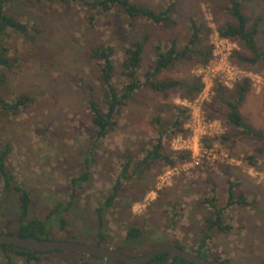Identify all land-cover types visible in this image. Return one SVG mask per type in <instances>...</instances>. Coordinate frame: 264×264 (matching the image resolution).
Listing matches in <instances>:
<instances>
[{"label": "rangeland", "instance_id": "obj_1", "mask_svg": "<svg viewBox=\"0 0 264 264\" xmlns=\"http://www.w3.org/2000/svg\"><path fill=\"white\" fill-rule=\"evenodd\" d=\"M133 1L158 10L174 0ZM34 2L14 0L11 9L40 33L33 42L20 36L10 37L6 48L15 62L10 68H0L4 79L0 82L1 98L9 102L19 95L34 98L20 115H0V142L10 145L7 164L15 174L16 183L33 196L32 216L46 220L52 207L73 200L67 217L68 234L53 238L75 237L78 242L97 244V209L104 204L119 177L125 154L140 160L158 139L154 118L162 115L169 127L163 137L164 153L174 160L187 158L174 166L166 162L154 164L140 178L126 183L123 195L105 213L103 246L137 256L162 242H177L185 250L197 252L206 230L205 219L211 213L204 200L214 197L224 206L230 182L236 196L242 195L248 205H235L225 211L226 223L233 230L228 234L213 232L205 251L229 264H264V153L259 151L262 144L237 135L238 130L226 124L227 108L216 97L218 85L233 92L237 84L248 80L250 90L240 113L251 126L264 131V62L250 65L237 62L236 57L232 61L236 52L247 50L243 43L227 39L233 51L228 63L241 71L235 83L232 79L227 81L226 68L215 56L220 51L215 46L218 29L233 22L227 0H179L174 26L131 21L118 9L98 14L91 24V12L77 2ZM243 3L249 18H262L257 42L264 51V0ZM192 21L206 26L198 47L204 51L212 48L209 63L203 65L198 58L179 62L159 78L189 82L200 78L209 84L210 94L202 98L197 94L189 99L184 88L169 91L167 95L145 88L138 91L123 108L116 130L104 139L90 182L72 197L70 180L81 174L83 157L94 132L89 101L102 103L97 80L100 62L86 56L87 50L98 43L115 48V82L121 88L124 81L120 76L121 62L131 41L144 34L151 37L140 71L143 79L156 60L153 47L160 45L167 49L174 39L184 47L191 39ZM209 68L219 75L210 79ZM170 106L188 110L182 132L171 125L176 111ZM166 107L171 110L165 112ZM225 137L227 140H223ZM4 190L0 178V233L16 230L12 220L18 214L14 192L6 198ZM132 227L144 232L136 239L134 250L123 244L127 229ZM67 257L47 255L40 264H74L69 260L81 264H126L76 254ZM5 261L0 253V264ZM14 264L23 262L15 258Z\"/></svg>", "mask_w": 264, "mask_h": 264}, {"label": "trees", "instance_id": "obj_2", "mask_svg": "<svg viewBox=\"0 0 264 264\" xmlns=\"http://www.w3.org/2000/svg\"><path fill=\"white\" fill-rule=\"evenodd\" d=\"M34 3L49 2L53 0H32ZM70 4L77 2L83 7L87 8L91 15L89 16L90 23L93 24L96 16L107 14L112 10L118 9L122 14L131 21L143 20L154 25H176L175 12L179 0L171 1L166 7L154 9L145 4H139L133 0H59ZM244 0H227L229 7L227 11L233 22H228L218 29V34L222 38L236 40L243 43L247 50L246 53L236 52L233 59L236 57L237 62L247 63L250 65L264 62V51L257 42V37L260 34V23L262 18L251 19L245 12ZM14 0H0V68H10L15 62V59L8 54L6 48L7 40L13 36H20L29 42L36 40L35 38L40 33L38 29L24 23L20 18L13 14L11 5ZM206 29L205 24L193 22L191 23L192 35L189 43L184 47L178 45L176 39L172 40L167 49L160 45L153 47V53L156 57L155 62L150 67V70L142 79L140 71L144 68V59L147 46L151 44V37L149 34H144L140 39H134L124 49L123 61L121 62V78H123V85L121 88L115 82L117 76V69L113 57L115 48L108 43H98L91 46L86 56L92 60L100 62L97 80L99 82V93L102 97V103L95 99L89 101V110L92 114L93 135L88 151L83 157V168L79 176H74L70 180L71 196L74 197L76 192L88 184L92 177V170L98 163V157L102 149L103 141L112 132L116 130L119 125V117L121 116L123 108L136 96L137 92L142 89H148L157 94L167 95L169 91L179 88L186 90V98H193L203 90V84L200 78L194 81H183L177 79L162 80L159 76L166 70L173 68L179 62H189L198 60L203 65H207L212 57V48L203 50L198 46L202 43V34ZM0 82L4 79L0 75ZM250 90V82L245 80L235 87V91H226L220 85L217 87V101L224 104L227 111L224 115L226 124L238 130L237 135H243L254 141L260 142L262 147L259 149L264 153V131H260L251 126L240 113V106L244 102L247 93ZM230 92V93H229ZM229 94V97L227 95ZM34 98L29 95H19L12 101H7L0 97V115L2 116H18L26 110L32 103ZM177 112H174L173 127L183 131L182 127L187 119V109L179 106H170ZM165 112L171 109L166 107ZM167 123L162 118V115H156L154 118V126L158 131V139L153 143L151 149L145 150V155L142 159H135L130 154H125L122 170L117 178L112 190L108 194L104 204L97 209V237L99 245L103 246L106 236L105 229V213L111 210L116 202L125 192L126 183L132 182L135 178H140L146 169L152 165L166 162L170 166L177 164V161L184 162L186 156H181L180 160H174L172 156L164 153L163 137L166 133ZM170 125V124H168ZM223 140H227L225 137ZM11 152L10 145L0 142V178L5 184L3 197L8 198V195L13 191L16 196L18 206L17 217L12 220L16 225V230L6 229L3 233L15 234L19 237L28 240H42V239H57L63 238L68 234V214L71 211L73 200L68 203H59L52 207L46 220L33 217L32 203L33 196L29 190L24 186L16 183L14 172L8 167L7 159ZM253 160L254 158L251 157ZM230 186L227 190L228 199L224 206L217 203L216 198L204 200L211 208L210 216L205 219L206 230L202 234L199 249L197 252H192L200 257L213 261L216 264H229V261H221L219 257L209 256L205 249L207 248L208 240L211 238L213 232L219 231L228 234L232 232L231 225L226 223L224 214L225 211L235 205L247 206L248 201L242 196H236L234 185L229 182ZM144 232L132 227L127 229V234L123 240V244H127V248L134 250L136 239L142 237ZM66 240V239H65ZM67 240L78 241L77 238ZM171 242V241H170ZM162 242L160 244H164ZM182 247L177 242L170 243ZM183 248V247H182ZM184 249V248H183ZM0 253L6 259L5 264H14V259L19 258L23 264H40L44 256L57 255L63 258H68L69 253L66 251H56L49 253H38L18 248L13 245H0ZM77 255V254H76ZM82 256V255H78ZM86 257V256H85ZM88 258V257H87ZM93 258V257H92ZM168 258L167 253H162L156 256L151 262L147 264H166ZM69 263H77L76 260H69ZM85 264V263H82ZM169 264H193L188 260L174 256L170 259Z\"/></svg>", "mask_w": 264, "mask_h": 264}, {"label": "water", "instance_id": "obj_3", "mask_svg": "<svg viewBox=\"0 0 264 264\" xmlns=\"http://www.w3.org/2000/svg\"><path fill=\"white\" fill-rule=\"evenodd\" d=\"M2 244L13 245L24 250L38 253L66 251L86 257L116 261L126 264H147L162 253L168 254L166 264H169L170 259L174 256L188 260L193 264H216L213 261L200 257L180 246H177L176 244L170 243L159 244L152 250L137 256L123 254L113 248H107L94 243L59 239L28 240L9 233H0V245Z\"/></svg>", "mask_w": 264, "mask_h": 264}, {"label": "built area", "instance_id": "obj_4", "mask_svg": "<svg viewBox=\"0 0 264 264\" xmlns=\"http://www.w3.org/2000/svg\"><path fill=\"white\" fill-rule=\"evenodd\" d=\"M227 39L226 38H222L219 34L217 36L216 42H215V46L217 49H219V53L216 56L217 61L221 64L224 65L226 68V76L229 80H233V82L235 83L237 81V79L240 78L241 75V71H239L238 69H236L235 67H231L228 63V58L231 56L232 54V49L230 48L229 44L227 43ZM209 74H210V79L216 78L217 75H219L218 71H216L215 69L209 68ZM209 79V80H210ZM203 90L199 93V98H202L204 96H208L210 94V86L207 83V81L203 80ZM205 86V87H204Z\"/></svg>", "mask_w": 264, "mask_h": 264}]
</instances>
